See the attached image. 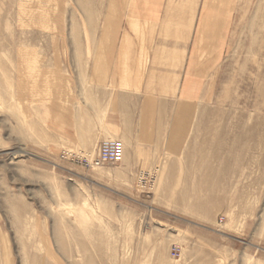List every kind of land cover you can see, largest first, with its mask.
<instances>
[{
    "label": "rangeland",
    "instance_id": "obj_1",
    "mask_svg": "<svg viewBox=\"0 0 264 264\" xmlns=\"http://www.w3.org/2000/svg\"><path fill=\"white\" fill-rule=\"evenodd\" d=\"M141 2L0 0V264H264V0H199L186 99L187 0ZM128 81L123 159L84 166Z\"/></svg>",
    "mask_w": 264,
    "mask_h": 264
},
{
    "label": "crops",
    "instance_id": "obj_2",
    "mask_svg": "<svg viewBox=\"0 0 264 264\" xmlns=\"http://www.w3.org/2000/svg\"><path fill=\"white\" fill-rule=\"evenodd\" d=\"M149 0H142L141 2V7L140 9L142 10L141 12H136L138 14V18L137 20L140 19V23L143 26H147L146 23H143L144 21L148 22L150 20H148V17L144 16V12L143 10L147 9L150 10L149 5L144 7V3H148ZM198 2L199 0H187L186 3H184V5L186 6L188 4V6L186 7V14H185V6H183L182 8V15L179 19V30L185 28H190L189 34L190 35L191 31H193V38H194V49L189 54V60L187 62V72L185 74V76L181 78L180 80V85L178 86L179 90L177 89V91H179L180 93L182 92V98L186 99L188 97H193L194 96V91L197 87L198 84V80H197V76L199 73V68H198V55L199 53H201V46L202 44L200 43V35H201V31H202V26H203V16L205 15L206 12H204V15L202 16V18H200V15L195 19V13L197 10V6H198ZM147 15V14H146ZM188 15V17H187ZM142 16L146 17V18H142ZM200 19L202 20V26L199 25ZM189 22V25H186V22ZM195 21V22H194ZM194 25V26H193ZM126 31L128 32V24L126 25ZM187 33V32H185ZM184 33V35H185ZM183 35V36H184ZM198 35V37H197ZM185 37V36H184ZM125 39H128V41H125ZM135 38H132L131 35L130 37L125 38V35H123L122 37H120V39H118V41L115 44V49H116V54L118 55V63L121 62V55H120V51H121V46L124 43L123 41L127 42V47H125L126 51L128 52V58L133 60V43H134ZM108 43H109V38H108ZM130 46V47H129ZM130 61H128L127 64V68L129 69V73H124L122 69H118L120 70V73L123 77L129 79L130 81H132L131 78H133V68H131V64H129ZM122 64V62H121ZM119 65V64H118ZM119 72V71H118ZM118 76V74H117ZM121 76V77H122ZM129 82V84H131V82ZM135 84H131V88H126V89H119L117 90L118 92H116V96L114 98V102L115 104L112 102L110 103L111 106L107 107V109L105 110V116H104V129H99V138L101 139L99 141V143L104 140L105 138V134L108 131L111 132H118L120 134L122 133H133L136 131V126L134 125V121H133V96L134 93L138 92L135 88H134ZM131 162V161H130Z\"/></svg>",
    "mask_w": 264,
    "mask_h": 264
},
{
    "label": "built area",
    "instance_id": "obj_3",
    "mask_svg": "<svg viewBox=\"0 0 264 264\" xmlns=\"http://www.w3.org/2000/svg\"><path fill=\"white\" fill-rule=\"evenodd\" d=\"M123 145L118 139L103 140L98 145L93 158L91 160L84 158L81 163L89 168L116 164L123 159Z\"/></svg>",
    "mask_w": 264,
    "mask_h": 264
},
{
    "label": "bare ground",
    "instance_id": "obj_4",
    "mask_svg": "<svg viewBox=\"0 0 264 264\" xmlns=\"http://www.w3.org/2000/svg\"><path fill=\"white\" fill-rule=\"evenodd\" d=\"M105 140H108V139H105ZM118 140H119V139H118ZM102 141H103V140H102ZM102 141H101V142H102ZM120 141H121V140H120ZM101 142H100V143H101ZM121 142H122V141H121ZM100 143H99V144H100ZM122 143H123V142H122ZM100 167H103V166H100Z\"/></svg>",
    "mask_w": 264,
    "mask_h": 264
}]
</instances>
